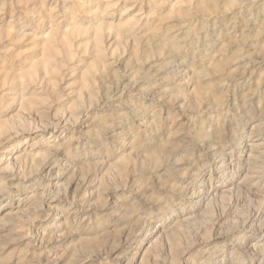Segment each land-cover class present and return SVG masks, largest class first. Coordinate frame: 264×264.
Listing matches in <instances>:
<instances>
[{"label": "clouds", "instance_id": "clouds-1", "mask_svg": "<svg viewBox=\"0 0 264 264\" xmlns=\"http://www.w3.org/2000/svg\"><path fill=\"white\" fill-rule=\"evenodd\" d=\"M0 264H264V0H0Z\"/></svg>", "mask_w": 264, "mask_h": 264}]
</instances>
